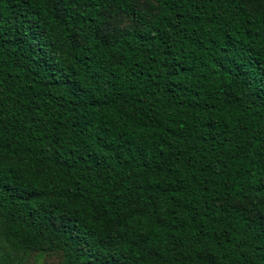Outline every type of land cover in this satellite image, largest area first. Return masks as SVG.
<instances>
[{
    "label": "trees",
    "instance_id": "trees-1",
    "mask_svg": "<svg viewBox=\"0 0 264 264\" xmlns=\"http://www.w3.org/2000/svg\"><path fill=\"white\" fill-rule=\"evenodd\" d=\"M0 252L264 264V0H0Z\"/></svg>",
    "mask_w": 264,
    "mask_h": 264
},
{
    "label": "rangeland",
    "instance_id": "rangeland-1",
    "mask_svg": "<svg viewBox=\"0 0 264 264\" xmlns=\"http://www.w3.org/2000/svg\"><path fill=\"white\" fill-rule=\"evenodd\" d=\"M3 252H0V264H61L62 256L59 253L38 256L35 253L24 255L13 254L8 261L2 260Z\"/></svg>",
    "mask_w": 264,
    "mask_h": 264
}]
</instances>
